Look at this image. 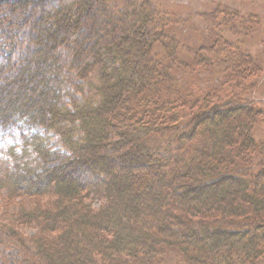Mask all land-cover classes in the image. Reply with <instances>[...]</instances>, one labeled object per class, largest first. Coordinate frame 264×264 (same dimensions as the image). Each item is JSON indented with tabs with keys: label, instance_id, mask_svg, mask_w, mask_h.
I'll list each match as a JSON object with an SVG mask.
<instances>
[{
	"label": "trees",
	"instance_id": "1",
	"mask_svg": "<svg viewBox=\"0 0 264 264\" xmlns=\"http://www.w3.org/2000/svg\"><path fill=\"white\" fill-rule=\"evenodd\" d=\"M195 17L212 30L190 50L153 0H0V130L21 140L0 249L17 264H264L257 19Z\"/></svg>",
	"mask_w": 264,
	"mask_h": 264
},
{
	"label": "rangeland",
	"instance_id": "2",
	"mask_svg": "<svg viewBox=\"0 0 264 264\" xmlns=\"http://www.w3.org/2000/svg\"><path fill=\"white\" fill-rule=\"evenodd\" d=\"M153 2L162 11L170 13L178 12V27L184 32V35L181 39L178 38V40L181 41V45H185V49L190 48V50L191 48L194 49L199 46L202 43V39H204L205 42L206 33L212 30L208 26V23L204 24V19L200 20L196 18L195 14L207 13L211 8L218 6L236 10L242 16H256L257 28L254 29L253 35L245 40L244 47L251 56L260 59L264 65V0H153ZM188 17H191V19ZM212 21L214 20L212 19ZM179 82L186 84L188 80L182 77ZM256 86H258V88L255 90L254 99L258 101V107L264 111V77ZM47 136L49 137L48 145L52 150L63 151L57 136H54L52 133H49ZM256 137L260 140L264 139V131H259ZM20 146L21 140L15 131L0 130V180L6 172H9L14 161L20 157ZM13 154H15V158H13ZM100 166L102 167V165ZM242 185L246 186V182L243 181ZM5 189H7V187L4 185L2 187L0 182V213H4L6 210H12V206L20 202L17 196H13L12 199L15 200H9V196H7V194L5 195ZM10 195L12 196L11 193ZM158 198L160 199L159 196ZM22 202H25V204L28 203L26 200ZM161 221L166 225L167 220L165 218ZM35 232L36 230L31 227L22 228L23 235L28 238L35 235ZM17 255L18 251L14 246L0 249V264H17ZM161 264L183 263L178 255L168 253Z\"/></svg>",
	"mask_w": 264,
	"mask_h": 264
}]
</instances>
